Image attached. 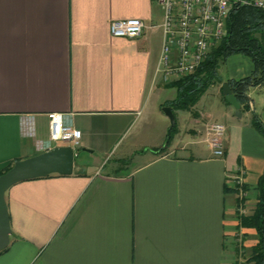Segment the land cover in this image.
Returning a JSON list of instances; mask_svg holds the SVG:
<instances>
[{"label": "crops", "instance_id": "1", "mask_svg": "<svg viewBox=\"0 0 264 264\" xmlns=\"http://www.w3.org/2000/svg\"><path fill=\"white\" fill-rule=\"evenodd\" d=\"M121 18L141 19L140 35L112 36ZM162 21L156 0H0V171L42 152L48 112L81 131L71 174L6 191L12 231L0 264H251L258 234L239 214L253 212L264 170L253 124L254 114L264 123V83L249 87L238 116L222 86L254 65L230 55L219 82L173 112L168 135L155 94L166 83ZM28 115L35 136L21 131ZM209 121L226 126L222 156L204 140Z\"/></svg>", "mask_w": 264, "mask_h": 264}, {"label": "built area", "instance_id": "2", "mask_svg": "<svg viewBox=\"0 0 264 264\" xmlns=\"http://www.w3.org/2000/svg\"><path fill=\"white\" fill-rule=\"evenodd\" d=\"M163 11V41L158 68L162 79L170 82L195 71L210 48L227 33V18L234 6L253 5L264 9V0H156ZM141 19H114L109 31L115 37L133 38L142 32ZM34 115L24 116L21 131L35 136ZM48 138L37 141V149L46 151L55 145H80L81 131L64 121L62 112H48ZM226 126L218 121L205 125L204 140L213 153L222 156ZM237 185L242 179H236ZM243 196V193H241Z\"/></svg>", "mask_w": 264, "mask_h": 264}, {"label": "trees", "instance_id": "3", "mask_svg": "<svg viewBox=\"0 0 264 264\" xmlns=\"http://www.w3.org/2000/svg\"><path fill=\"white\" fill-rule=\"evenodd\" d=\"M235 53L248 55L254 65L250 75L228 80L232 93L242 106L241 110L249 109L247 98L249 87L264 83V9L253 5L234 6L227 18L226 35L210 48L195 71L165 83L166 86L176 88L175 97L166 105L171 107L173 112L175 109L191 108L211 85L219 82L220 65ZM253 124L264 134V123L256 114L253 115ZM175 127L176 124L173 125L171 133ZM12 164L13 162L5 166L0 174L8 170ZM236 189H239L238 186ZM256 190V205L253 212L248 215L240 213L239 223L241 226L253 227L258 234L248 263L264 264V170L258 178Z\"/></svg>", "mask_w": 264, "mask_h": 264}, {"label": "water", "instance_id": "4", "mask_svg": "<svg viewBox=\"0 0 264 264\" xmlns=\"http://www.w3.org/2000/svg\"><path fill=\"white\" fill-rule=\"evenodd\" d=\"M222 92L227 102L235 108L236 114L240 116L241 106L228 83L223 84ZM163 112L170 120L167 131L170 135L175 124V116L169 106L163 107ZM75 156V150L70 145H55L46 151L16 160L8 170L0 174V251L8 246L12 231L5 198L6 191L15 183L27 179L44 177L53 173L71 174Z\"/></svg>", "mask_w": 264, "mask_h": 264}, {"label": "rangeland", "instance_id": "5", "mask_svg": "<svg viewBox=\"0 0 264 264\" xmlns=\"http://www.w3.org/2000/svg\"><path fill=\"white\" fill-rule=\"evenodd\" d=\"M158 92H160L161 109L163 110V107L167 106L166 104L168 103V101L169 100H172L174 98V96L176 95V88L175 87H172V86L162 85L160 87V90H155V94H157ZM197 102H198V100H197ZM182 110H185V109H175L174 111H177L178 114L185 113V111H182ZM168 120H169V118H168ZM169 122H170V120H169ZM176 130L177 129L175 127V129L172 131V133H175ZM114 159H115V156L108 157L104 161V164H107L106 167H109L110 165H112V163L115 161ZM119 171H122V168H120Z\"/></svg>", "mask_w": 264, "mask_h": 264}]
</instances>
